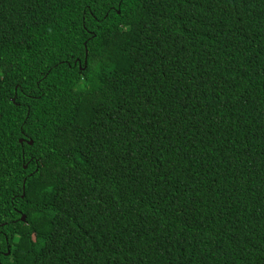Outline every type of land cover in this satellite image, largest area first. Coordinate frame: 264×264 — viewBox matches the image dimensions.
I'll list each match as a JSON object with an SVG mask.
<instances>
[{"label": "trees", "instance_id": "trees-1", "mask_svg": "<svg viewBox=\"0 0 264 264\" xmlns=\"http://www.w3.org/2000/svg\"><path fill=\"white\" fill-rule=\"evenodd\" d=\"M0 264H264V0H0Z\"/></svg>", "mask_w": 264, "mask_h": 264}, {"label": "water", "instance_id": "water-1", "mask_svg": "<svg viewBox=\"0 0 264 264\" xmlns=\"http://www.w3.org/2000/svg\"><path fill=\"white\" fill-rule=\"evenodd\" d=\"M30 143H32V141H30ZM23 219H25V215H23Z\"/></svg>", "mask_w": 264, "mask_h": 264}]
</instances>
